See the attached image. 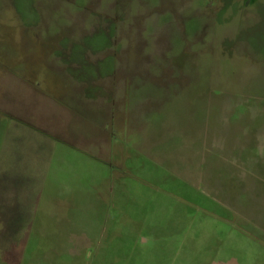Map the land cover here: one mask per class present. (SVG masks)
Wrapping results in <instances>:
<instances>
[{"label":"rangeland","instance_id":"1","mask_svg":"<svg viewBox=\"0 0 264 264\" xmlns=\"http://www.w3.org/2000/svg\"><path fill=\"white\" fill-rule=\"evenodd\" d=\"M0 264H264V0H0Z\"/></svg>","mask_w":264,"mask_h":264}]
</instances>
